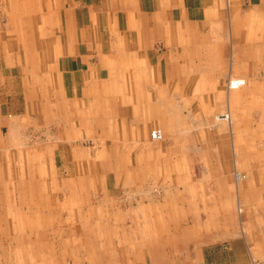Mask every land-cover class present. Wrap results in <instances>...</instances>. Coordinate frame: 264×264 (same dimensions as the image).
I'll use <instances>...</instances> for the list:
<instances>
[{
    "label": "crops",
    "instance_id": "0c3cea01",
    "mask_svg": "<svg viewBox=\"0 0 264 264\" xmlns=\"http://www.w3.org/2000/svg\"><path fill=\"white\" fill-rule=\"evenodd\" d=\"M0 14V264L264 263V0H3ZM48 125L56 144L16 147ZM83 140L108 159L88 169L126 195L107 211L81 210Z\"/></svg>",
    "mask_w": 264,
    "mask_h": 264
},
{
    "label": "rangeland",
    "instance_id": "374dc122",
    "mask_svg": "<svg viewBox=\"0 0 264 264\" xmlns=\"http://www.w3.org/2000/svg\"><path fill=\"white\" fill-rule=\"evenodd\" d=\"M2 3H3V0H0V5ZM3 17L5 18V16L3 14H0V22H2V23L6 20V19H3ZM232 79H234V78H232ZM231 80H230V82H231ZM192 112H193V114L195 113L196 115H200V114H198V112H200V111L194 110ZM223 113H226V115L228 114V117L226 119L223 118L221 120H218L219 119L218 114H223ZM228 118H230L231 120ZM233 121L234 120H233V117H232V114L230 113V111L228 109H223V110H219L215 114L213 123H215L216 125L224 124L223 128L228 132V130L230 131V127H231ZM252 128H254V127H252ZM206 129H207V127L200 126L199 129H196V130L200 131V134H203L204 130H206ZM19 139H21L22 141L21 142L19 141L20 143L17 142L16 147L23 150L26 146L27 147L28 146L29 147L30 146H39L41 143H43V144H56L58 142L57 140H59V136L57 133V129L54 125L53 126L48 125V126H42V127L31 126L29 129H27V131L25 133V137L23 135V136H20ZM100 143L101 142L95 141V140L79 141V145H80L79 150L80 149L81 150L79 152V158L76 157V161L79 160L78 165H79L80 171H79V173L74 174V176L76 175V177L73 179V181H75V180L78 181L79 185H80V187H79V200H80L81 210L83 209L85 211L83 214H87V211L89 209L88 204H87L88 200H91L92 203H95L94 207L96 209H99V206L102 205L103 206L102 209L107 211V210H109V208H111L110 202L113 201L112 199H114V201L115 200L118 201V204H119L120 201L122 199H124L126 196L122 191L123 187H117L116 186V182L113 179V175L109 174L108 179H107V176L105 175L104 172L98 173L96 169H95V172L88 169L89 165H93V164L94 165L95 164L96 165H102L105 163L106 160H108V159H104L105 157L101 156V153L98 151L99 147H100ZM82 150H84L86 152L84 153ZM20 158H21V160L24 159L23 157H20ZM67 160L62 158L61 163H60V170L62 171V173L60 174V178H62L66 182L72 180L71 176L73 177V175L68 173V170H70V169L72 170L73 167H75V165H76L75 159L74 160L73 159H67ZM244 176L245 175L243 174L242 177H244ZM154 177H155V175H150V174H139L138 175V178H139V185L138 186L143 184V186H144V188L148 194L147 196L150 195V197H152V194L157 196L158 192H159L158 186H156V184L153 183ZM83 205H85V206H83ZM117 206L120 207V205H117ZM94 207L92 205V209ZM124 209H126V210L131 209V207H127ZM85 225L88 228L86 230H89V233H91L90 230H91V228L93 229V226L90 227L91 225L88 221L81 222V226H80L81 230L84 229ZM20 227H17V228H20ZM39 231L35 232L33 230L31 232V234L33 233V237L31 238L32 241H35V239H38L37 242H39L40 237H38V236L35 237V233H39ZM96 231H98V230H96ZM50 235L53 237L52 240L57 239V238H55V237H57L56 235H53V234H50Z\"/></svg>",
    "mask_w": 264,
    "mask_h": 264
},
{
    "label": "built area",
    "instance_id": "2783aa9c",
    "mask_svg": "<svg viewBox=\"0 0 264 264\" xmlns=\"http://www.w3.org/2000/svg\"><path fill=\"white\" fill-rule=\"evenodd\" d=\"M237 81L235 80H231L230 82V85L232 87H236L238 85H243L244 83H236ZM151 137L154 139V140H158V139H161L162 138V131L160 129H153L151 131ZM238 176H240V174H238ZM255 264H264V263H261V262H255Z\"/></svg>",
    "mask_w": 264,
    "mask_h": 264
},
{
    "label": "bare ground",
    "instance_id": "6f19581e",
    "mask_svg": "<svg viewBox=\"0 0 264 264\" xmlns=\"http://www.w3.org/2000/svg\"><path fill=\"white\" fill-rule=\"evenodd\" d=\"M233 80H235V81H237L236 83H244L243 85H238V86H236V87H242V86H244V85H246V79L245 78H234ZM107 100H108V98H107ZM89 101V100H88ZM225 103V102H224ZM109 108V107H108ZM108 111H110V110H108ZM219 116H218V120H221V119H223V118H227L228 117V114L226 115V113H223V114H218ZM143 116V115H142ZM228 119H230V118H228ZM231 120V119H230ZM16 141V140H15ZM14 141V142H15ZM19 141V140H18ZM21 142V141H20ZM19 142V143H20ZM22 144V143H21ZM18 146V145H17ZM40 222V221H39Z\"/></svg>",
    "mask_w": 264,
    "mask_h": 264
}]
</instances>
